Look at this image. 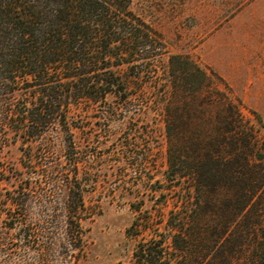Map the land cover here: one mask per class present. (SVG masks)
Wrapping results in <instances>:
<instances>
[{
    "label": "trees",
    "instance_id": "1",
    "mask_svg": "<svg viewBox=\"0 0 264 264\" xmlns=\"http://www.w3.org/2000/svg\"><path fill=\"white\" fill-rule=\"evenodd\" d=\"M131 6L0 0V264L89 260L87 197L103 156L88 119L132 120L149 97L168 96L160 75L148 79L165 54L162 37ZM179 94L163 115L168 179L183 185L176 209L164 232L151 216L147 227L136 221L129 232L153 235L119 264H264V144L233 102L200 119L187 140ZM120 145L109 154L143 164L137 139ZM13 147L21 172L5 159Z\"/></svg>",
    "mask_w": 264,
    "mask_h": 264
},
{
    "label": "rangeland",
    "instance_id": "2",
    "mask_svg": "<svg viewBox=\"0 0 264 264\" xmlns=\"http://www.w3.org/2000/svg\"><path fill=\"white\" fill-rule=\"evenodd\" d=\"M131 8L162 37L165 54L148 79L160 75V93L168 96L157 104L149 97L132 120L104 124L88 119L93 151L97 148L103 157L94 159L98 182L87 197L95 207L87 224L86 264L128 263L137 244L153 235L129 232L136 221L149 226L143 221L146 216L165 231L183 186L168 179L163 119L165 103L170 105L176 89L180 94L174 105L183 110L187 140L195 137L200 119L208 120L207 115L233 102L264 144V0H132ZM136 139L143 160L139 167H126L125 159L109 154L122 141ZM21 156L13 147L5 159L21 172Z\"/></svg>",
    "mask_w": 264,
    "mask_h": 264
}]
</instances>
